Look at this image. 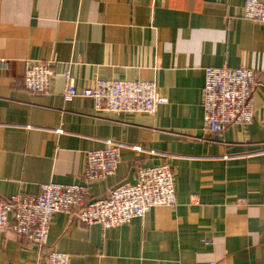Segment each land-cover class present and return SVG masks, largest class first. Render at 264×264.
Returning a JSON list of instances; mask_svg holds the SVG:
<instances>
[{"label": "crops", "instance_id": "obj_1", "mask_svg": "<svg viewBox=\"0 0 264 264\" xmlns=\"http://www.w3.org/2000/svg\"><path fill=\"white\" fill-rule=\"evenodd\" d=\"M246 0H0V197L37 195L49 182L83 183L86 153L120 147L113 175L89 197L168 162L177 202L114 227L54 215L48 244L70 264H264V86L250 124L212 137L204 128L209 66L264 73V24ZM48 62L46 92L27 89L28 63ZM97 78L153 79L151 113L98 111L64 96ZM37 247L0 231V264H40Z\"/></svg>", "mask_w": 264, "mask_h": 264}, {"label": "built area", "instance_id": "obj_2", "mask_svg": "<svg viewBox=\"0 0 264 264\" xmlns=\"http://www.w3.org/2000/svg\"><path fill=\"white\" fill-rule=\"evenodd\" d=\"M244 16L264 24V0H246ZM48 62L28 63L27 89L46 92L54 77ZM64 96L91 97L98 111L151 113L165 102L153 79L97 78L77 87L69 69L64 72ZM264 86V73L249 67L209 66L203 85L204 128L212 137L223 135L232 124H250L254 118V94ZM120 147L109 145L86 153L83 183L49 182L39 194L17 193L0 197V231L11 229L34 244L42 256L40 264H70L69 253L48 244L55 213L65 212L86 224L114 227L144 216L156 206H172L177 190L168 162L141 166L134 182L110 189L107 195L89 197L90 183L113 175L120 161Z\"/></svg>", "mask_w": 264, "mask_h": 264}]
</instances>
